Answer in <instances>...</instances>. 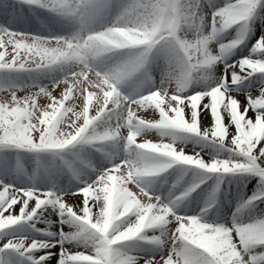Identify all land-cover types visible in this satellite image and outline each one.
I'll return each instance as SVG.
<instances>
[{
	"label": "snow or ice",
	"instance_id": "6c2138e0",
	"mask_svg": "<svg viewBox=\"0 0 264 264\" xmlns=\"http://www.w3.org/2000/svg\"><path fill=\"white\" fill-rule=\"evenodd\" d=\"M258 9L264 0L0 8L6 21L43 10L71 29L0 25V264H264V216L241 220L238 208L229 224L206 219L225 176L259 186L240 207L264 202V34L226 62ZM234 26L233 39H216ZM249 78L256 85L240 92ZM201 185L199 212L179 214Z\"/></svg>",
	"mask_w": 264,
	"mask_h": 264
},
{
	"label": "rangeland",
	"instance_id": "374dc122",
	"mask_svg": "<svg viewBox=\"0 0 264 264\" xmlns=\"http://www.w3.org/2000/svg\"><path fill=\"white\" fill-rule=\"evenodd\" d=\"M225 3V0H220V2L216 3L217 6H222ZM12 4V0H0V8L4 6H10ZM212 6V7H214ZM205 11L210 12L211 8L208 6H205ZM264 14V10L258 9L257 14H255L250 21L248 22V29H247V35H246V41L243 43L238 50L237 48L232 50L231 55L229 56L228 60L226 62H231L232 60L238 59L242 56L248 55L249 52H246L248 48L250 49L252 45L255 43V41L260 37L259 33L257 32L259 27V24L262 21V17ZM210 19V17H208ZM40 19L41 21L37 19H24L23 22L18 23L19 16H17L14 19H9L5 20L2 14H0V25H4L5 23H8V25L13 28L14 30L17 31H29L35 34H48V27L49 30L52 33L56 34H66L68 33L71 29L69 26H67L64 22L58 21V18H56L54 15L47 13L46 11L41 10L40 12ZM48 26L45 28V31L41 30L40 31L37 29L36 26ZM22 28V30H20ZM257 28V29H256ZM254 29H256L257 34L254 32ZM236 35V27L229 28L227 31L222 32L218 35L216 39L221 40V41H228L231 40L235 37ZM237 50V52H236ZM223 64H218L215 66L214 71L217 74L222 73L223 71ZM19 77V82L22 83H30V77L33 75V73L29 72H21L18 74ZM154 75L156 76L157 81L159 80V73L154 71ZM252 79L253 81L257 82L255 78H249ZM26 81V82H25ZM39 83L41 84H47L48 83V78L46 76H41L39 78ZM251 83L249 81H244L242 82L239 86L238 89L240 92H247L252 90V88L249 86ZM242 102H246L244 100V97L240 98L238 97ZM150 136H155L156 133L152 132L149 133ZM192 144H188V148H191ZM197 147H201V145H197ZM203 151L208 152L209 154L214 153L213 147L210 146H203ZM222 155H227L226 152L222 153ZM99 157V153H93V160H97ZM169 174H172L169 176V180H171L175 175H179V170L176 169L175 166H173L172 169L168 170ZM167 175V174H166ZM94 178V177H93ZM162 179V178H161ZM185 180H190L191 179V173H187L184 176ZM159 183V181H157ZM212 181H206V184H211ZM253 184V187L251 189V185ZM63 186V182H62ZM75 189V182H73V186L70 187L68 190L72 191ZM259 190V186L256 183L255 178H246V177H239V176H225L221 182V192L218 195V200L219 202L213 205L211 208L207 210V216L206 219L211 221V220H216L217 222L220 223H225L229 224L232 221V218L234 214H237V209L239 208V218L241 220H247L252 217H262L264 216V202L262 201H257L255 202L254 205H247L244 207H240L241 204L247 201V198L251 195L254 194L255 191ZM206 187L205 185H201L200 188L196 189L193 193L189 195V197L182 201L180 206L181 209H177L179 214H187L191 215L195 212H199L200 208L203 206V201L206 195ZM186 212H182V211ZM136 244L140 250H142L143 254H151L152 249L154 248L153 245H150L148 243H145L143 241H133L129 242Z\"/></svg>",
	"mask_w": 264,
	"mask_h": 264
},
{
	"label": "bare ground",
	"instance_id": "6f19581e",
	"mask_svg": "<svg viewBox=\"0 0 264 264\" xmlns=\"http://www.w3.org/2000/svg\"><path fill=\"white\" fill-rule=\"evenodd\" d=\"M216 2H218V0H209V3H210V4H211V3H216ZM257 32H258L260 35H261V34H264V14H263V17H262V21H261V23L259 24V27H258ZM260 35H259V36H260ZM249 50H250V49L248 48V50H246V52H249ZM248 81H249V83H251L249 86L253 89L257 82L253 81L252 79H249ZM241 97L243 98V96H240V98H241ZM250 187H251V189H252L253 184H252Z\"/></svg>",
	"mask_w": 264,
	"mask_h": 264
}]
</instances>
